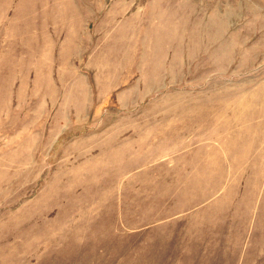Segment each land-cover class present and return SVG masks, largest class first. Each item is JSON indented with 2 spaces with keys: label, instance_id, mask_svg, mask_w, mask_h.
<instances>
[{
  "label": "rangeland",
  "instance_id": "rangeland-1",
  "mask_svg": "<svg viewBox=\"0 0 264 264\" xmlns=\"http://www.w3.org/2000/svg\"><path fill=\"white\" fill-rule=\"evenodd\" d=\"M0 264H264V0H0Z\"/></svg>",
  "mask_w": 264,
  "mask_h": 264
}]
</instances>
